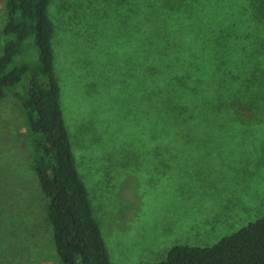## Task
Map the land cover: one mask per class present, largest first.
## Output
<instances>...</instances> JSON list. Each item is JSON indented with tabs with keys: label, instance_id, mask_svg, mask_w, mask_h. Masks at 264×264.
Wrapping results in <instances>:
<instances>
[{
	"label": "rangeland",
	"instance_id": "1",
	"mask_svg": "<svg viewBox=\"0 0 264 264\" xmlns=\"http://www.w3.org/2000/svg\"><path fill=\"white\" fill-rule=\"evenodd\" d=\"M143 3L51 0L48 6L62 117L110 264L160 261L173 245L210 246L264 216V84L254 95L248 89L233 112L223 106V113L200 115L191 126L158 129L162 121L172 126L171 118L164 108L154 122L147 99L137 105L133 69L126 67L136 60L141 23L143 31L149 24ZM19 107L6 90L0 101V264H61L32 166L33 135Z\"/></svg>",
	"mask_w": 264,
	"mask_h": 264
},
{
	"label": "trees",
	"instance_id": "2",
	"mask_svg": "<svg viewBox=\"0 0 264 264\" xmlns=\"http://www.w3.org/2000/svg\"><path fill=\"white\" fill-rule=\"evenodd\" d=\"M148 1L143 6L150 10L149 24L143 31L141 23L142 38L133 39L136 60L126 67L133 69L137 105L146 98L154 122L164 108L171 118L172 126L162 121L158 129L191 126L200 115L223 113V106L233 112L248 89L254 95L264 84V0ZM50 2L6 0L0 101L11 89L33 135L32 166L47 199L50 238L60 263L110 264L62 117ZM147 264H264V216L210 246L173 245L163 260Z\"/></svg>",
	"mask_w": 264,
	"mask_h": 264
}]
</instances>
